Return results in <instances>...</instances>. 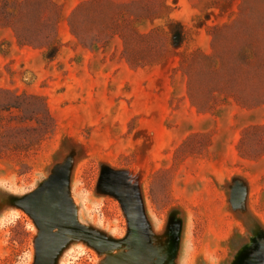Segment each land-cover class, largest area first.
Wrapping results in <instances>:
<instances>
[{"label": "rangeland", "instance_id": "obj_1", "mask_svg": "<svg viewBox=\"0 0 264 264\" xmlns=\"http://www.w3.org/2000/svg\"><path fill=\"white\" fill-rule=\"evenodd\" d=\"M24 1L0 0L2 22ZM53 1V60L0 22V88L40 97L54 125L0 161V264H264V131L239 150L264 125V0H165L173 22L139 30L185 40L144 66L118 35L82 45L69 17L84 0ZM6 123L29 137L38 125Z\"/></svg>", "mask_w": 264, "mask_h": 264}, {"label": "trees", "instance_id": "obj_2", "mask_svg": "<svg viewBox=\"0 0 264 264\" xmlns=\"http://www.w3.org/2000/svg\"><path fill=\"white\" fill-rule=\"evenodd\" d=\"M38 5L41 7L39 8ZM18 6L19 8L14 7L15 10L8 13L9 20L2 22L0 18V22L12 27L20 44L45 48L46 59H55L61 52V41L57 34V25L61 19L58 6L53 0H25ZM25 6L28 17L35 13L33 16L35 19L32 21L25 19L23 11ZM169 9L170 6L165 0H161L158 7L141 0L134 3L84 0L71 13L69 25L72 33L84 46L97 49L118 35L123 40V56L131 65H153L162 62L174 52V45L182 43L185 37L166 30L164 26L155 27L148 33H143L138 25L146 19L155 21L157 18H164L166 25L172 23L167 13ZM162 32L166 36L163 40L160 38ZM180 54L181 66L185 68L187 54L186 52ZM199 55L210 58L200 51ZM38 101L43 106L42 110L38 109L36 104ZM4 111L8 113L6 116L2 115ZM8 119L19 122L37 120L36 127H21L25 131L34 129L36 134L30 137L22 135V132L17 130L19 127L6 123ZM52 124L53 118L40 97L0 88V161L11 158L15 153L30 152L31 143L40 142L49 132L48 127L51 131L52 128L54 129ZM15 130L17 133H14ZM254 130L264 131V125H251L243 130L239 150L244 156L247 154L243 147L245 139Z\"/></svg>", "mask_w": 264, "mask_h": 264}, {"label": "water", "instance_id": "obj_3", "mask_svg": "<svg viewBox=\"0 0 264 264\" xmlns=\"http://www.w3.org/2000/svg\"><path fill=\"white\" fill-rule=\"evenodd\" d=\"M57 176L56 175H52V176H48V178H47V180H46V188L48 187V189H50L52 186H53V193H54V183H55V181H56V178ZM35 190V189H34ZM33 191V190H32ZM31 191V192H32ZM37 196H38V199L40 198V196H41V194H42V192H43V189L41 188H37ZM31 192H29L28 194H27V196L25 197V199H23L22 201H21V203H22V206L27 210V211H29V209H28V207L25 205V202L27 201V199H28V197H29V195H30V193ZM30 212V214L34 217V215H33V213L31 212V211H29ZM34 219H35V221H36V223H37V225H38V227H39V229H40V225H39V223L37 222V220H36V218L34 217ZM40 232H39V237H40ZM39 237H38V239H37V244H38V249H37V258H38V255H39V250H40V241H39ZM36 261H37V259H36ZM36 263V262H35Z\"/></svg>", "mask_w": 264, "mask_h": 264}]
</instances>
